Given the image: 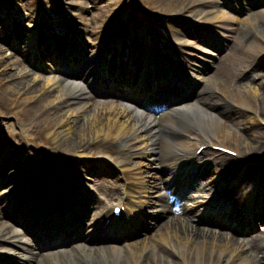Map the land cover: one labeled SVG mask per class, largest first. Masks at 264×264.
Returning <instances> with one entry per match:
<instances>
[{
	"label": "bare ground",
	"instance_id": "1",
	"mask_svg": "<svg viewBox=\"0 0 264 264\" xmlns=\"http://www.w3.org/2000/svg\"><path fill=\"white\" fill-rule=\"evenodd\" d=\"M194 2L198 3L199 10L193 18L199 17L198 20L205 21L213 32L222 36L223 40L227 39L228 34L234 33L239 26L242 27L240 30L244 33V39L248 35V31L245 30L247 28H255L256 32L264 35V11L262 10L254 11L251 19L244 18L238 21L210 0ZM178 34L175 31V40L179 42L180 49L190 47ZM14 37L19 40L22 34L16 32ZM12 43L15 42L7 37L0 39V75H4V79L8 81H13L15 83L13 92L26 95V101L33 100L35 103L42 100L50 106L51 111L45 117V121L49 119L53 121L49 128L50 135L54 140H64L65 143L68 142L74 147H71L74 159H87L85 151L93 146L98 138H102L103 141L116 146L129 160H141L134 169L121 168L130 181L127 191L138 204L142 202L146 206L153 191L157 198L156 202L164 200L165 197L161 194L163 186L157 185L155 179L166 177L167 171L172 172L173 167L179 164L178 160L183 159L182 155L185 152L190 153L186 148L187 139L194 137L205 144L216 139L222 128L221 118L224 117L228 106L218 112L221 100L213 98L214 90H217L219 86L216 76L209 77L207 85L199 91L194 101L170 109V113L166 115L167 117L163 116L164 118L140 112L126 104L106 100L98 101L90 109L91 95L88 91L90 82L83 83L79 78L67 77L60 67L54 70H42L41 75L31 70L22 75L17 72L11 73L10 71L13 70L10 68L11 62L16 61L14 58L9 59L4 50ZM120 46L121 43H119ZM150 60L154 62L146 65L142 70L143 73L153 67L155 55L151 54ZM19 66L21 67V64ZM192 66L195 69L193 62ZM100 68L101 66L96 64L95 69ZM190 73L196 76L192 71ZM248 78L247 76L242 84L235 87L248 96H263L264 82L261 80L260 84L253 85ZM43 87L44 91H42ZM30 93L32 96H27ZM90 138L93 139L92 143H89ZM159 139H161L160 142ZM166 140H168V147L163 144ZM109 161L112 162L111 159ZM49 162L50 158L38 168L42 170L41 175L28 174L37 177L35 181L42 192L52 189L51 180L43 179L44 174L51 175L54 172ZM155 165H167V167L162 169L161 174L158 173L157 168V172L152 175L150 168ZM208 168L209 166L205 168V176L213 174L212 170L207 171ZM69 169L70 166L66 170ZM221 172L225 173V171ZM91 174L93 173H88V175ZM64 180L65 183L72 181L73 184L82 182L81 180L73 181L74 179L72 180L67 174ZM210 183L217 189H227L219 172L218 175L211 176ZM259 184L264 185V180L252 182L239 199L249 201ZM81 185L85 186L83 183ZM263 196L264 194H258L260 199ZM17 200L14 202L17 203ZM2 218L0 208V220ZM160 226L153 235L154 240L151 245L144 241H137L128 249H123L121 244H112L115 241L111 239L107 241L106 238L97 237L95 240H103L104 244L94 247L78 244L73 249H59L37 256L33 252L35 241L47 240L49 233L40 232L38 238L28 244L22 229L0 221V258L11 260V257L17 256L19 259L13 262L15 264H22V262L23 264H263L261 261L264 260V255L259 259L257 252L261 253L264 243L256 235L253 236L254 232L248 237L237 238L223 231L202 230L182 217L171 218ZM24 229L27 230L29 227L25 225ZM85 241L88 240L85 239ZM107 242L111 244L105 245Z\"/></svg>",
	"mask_w": 264,
	"mask_h": 264
},
{
	"label": "rangeland",
	"instance_id": "2",
	"mask_svg": "<svg viewBox=\"0 0 264 264\" xmlns=\"http://www.w3.org/2000/svg\"><path fill=\"white\" fill-rule=\"evenodd\" d=\"M57 1L60 5L58 11L54 0H0V37L11 36L14 33V27L23 30L21 42L17 44V48L19 47L17 54L13 53V55L9 47L4 50L9 59L14 58L17 62H11L12 66L10 68H13L10 71L11 73L17 72L22 75L28 70L39 72L32 61V56L36 54L39 47L38 41L29 43L27 40L34 33H37L36 37H43L45 40L60 38L65 34L60 32V29H64L65 25L70 26L75 31L78 37L76 40L77 47L84 49L86 44L89 43L85 50L87 51L86 54L94 56L100 49L104 32L110 31L118 21L115 15L119 3L123 0ZM127 1L128 4L119 19H124V22H132L133 24L138 23V25L144 27L145 17L153 18L157 28L169 40H175V31H178L177 28L180 29L177 25H186L188 20L192 19L199 10L198 3L196 4L195 0ZM139 3L141 6H139ZM166 15H168V18ZM171 16L173 17L171 18ZM40 17H42V23L44 24L42 26L44 28H46V25L48 26L46 33L43 32L41 26H37ZM113 19L114 22H112ZM10 27L11 30H9ZM245 30L248 31L245 39L244 33H236L235 35L234 51L224 64L225 69L221 70L224 72V74L222 73L223 83L220 85L221 91H217L228 99L227 102L235 103L240 107L244 106V108L242 111L236 110L235 113L228 114L223 118V127L220 129L218 137L221 143L239 151L246 162L264 163V95L260 97L248 96L237 88L233 89L235 76L240 72L239 70H243L247 63L264 54V35L258 31L256 32L255 28ZM39 38L37 39L39 40ZM22 53L28 54L31 61L29 56L22 55ZM181 59L179 58V60ZM22 60H25L26 67L19 66ZM262 61L264 62V55ZM37 62L43 68L46 63L53 64L49 57L46 59L41 58ZM230 72L233 76L230 75ZM212 74H214V71H212ZM4 77V75H0V140L2 143L22 146L18 155L23 163L29 156L37 162L36 155L45 153L60 160L65 159L66 163L72 162V165H75L73 163H79V161L71 159L74 152L71 153L73 151L71 150L72 146L68 142H66L67 145L64 140H54L50 135L49 128H51L53 121L50 119L45 121V117L51 111L50 106L42 100L35 101V103L33 100L26 101V95L13 92L12 89L15 83L4 79ZM262 82H264V79ZM42 91H44V87ZM27 96H32V93ZM92 141L93 139L90 138L89 143H92ZM97 141L98 149L90 147L85 151V155L88 156L89 160H100L108 156L103 148H108L109 145L102 138H98ZM190 143L192 148L199 145L194 140ZM115 159L117 160L118 157L116 156ZM101 178L102 176L100 178L95 177V181ZM152 237L148 236L142 240H135L144 241L150 245L153 241Z\"/></svg>",
	"mask_w": 264,
	"mask_h": 264
}]
</instances>
